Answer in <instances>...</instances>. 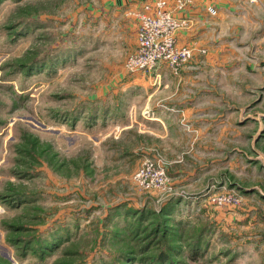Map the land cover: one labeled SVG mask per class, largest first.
I'll return each mask as SVG.
<instances>
[{"label": "rangeland", "instance_id": "rangeland-1", "mask_svg": "<svg viewBox=\"0 0 264 264\" xmlns=\"http://www.w3.org/2000/svg\"><path fill=\"white\" fill-rule=\"evenodd\" d=\"M111 1H0V263L264 264V44L133 71L139 9ZM53 233L44 257L14 243Z\"/></svg>", "mask_w": 264, "mask_h": 264}, {"label": "crops", "instance_id": "crops-1", "mask_svg": "<svg viewBox=\"0 0 264 264\" xmlns=\"http://www.w3.org/2000/svg\"><path fill=\"white\" fill-rule=\"evenodd\" d=\"M144 1L148 0H115L110 3L116 10L130 12L140 9ZM170 1L174 3V0ZM209 6L217 12L211 13ZM179 15L190 20L188 29L179 33V41L195 47L194 59L187 72L189 75L200 67L196 64L202 58L208 60L217 54L223 59L227 55L235 58L247 53L249 48L259 50L258 46L264 44V0H192L187 10ZM201 48L207 52L202 53ZM187 107L195 109V101L188 102ZM176 202L173 199L166 204L175 207L178 206Z\"/></svg>", "mask_w": 264, "mask_h": 264}, {"label": "built area", "instance_id": "built-area-1", "mask_svg": "<svg viewBox=\"0 0 264 264\" xmlns=\"http://www.w3.org/2000/svg\"><path fill=\"white\" fill-rule=\"evenodd\" d=\"M191 3L192 0H174L171 7L183 11ZM171 7L168 0H148L135 12L139 21L138 44L129 62L131 70L151 71L162 63L178 69L193 56L195 47L180 44L178 37L180 27L188 26L190 20L175 16ZM208 10L213 14L217 12L213 6ZM163 169L162 165L147 161L137 172L136 179L145 188L162 187L166 183Z\"/></svg>", "mask_w": 264, "mask_h": 264}, {"label": "trees", "instance_id": "trees-1", "mask_svg": "<svg viewBox=\"0 0 264 264\" xmlns=\"http://www.w3.org/2000/svg\"><path fill=\"white\" fill-rule=\"evenodd\" d=\"M1 1V0H0ZM175 199V198H173ZM171 199V200H173ZM170 200V201H171ZM169 201V202H170ZM178 204V202H176ZM175 207H173L170 204H165V207H163V209L161 210L162 215H163V220L161 223H164V229L163 231H174L175 230V234L177 232V227L173 226L174 230H172V227L169 225V222L172 220V215H177L174 212ZM139 214V213H138ZM155 215H161L160 213H153ZM137 215V214H135ZM21 238V237H20ZM14 239V243L16 244V246H19V243L22 242L23 246H25L23 248V246H21L24 250V252H32L33 254H36L38 256H42L44 257L46 254H54L56 253L59 248H60V244L62 242V238L58 233H53L51 237L47 238V237H37L33 240L31 239H27L24 238L22 239ZM22 240V241H21ZM176 244L174 245H163L159 252L154 255L153 257H151V260L154 261V264H168V263H173L177 264L178 263V259H174V257H171L172 254H174V251H178L175 247ZM19 248V247H18ZM131 257H133V253L131 252H126V256L122 257L121 260L123 262L119 263V264H132L131 261ZM126 260V261H125ZM2 264V263H0ZM104 264V263H102ZM115 264V263H112Z\"/></svg>", "mask_w": 264, "mask_h": 264}]
</instances>
